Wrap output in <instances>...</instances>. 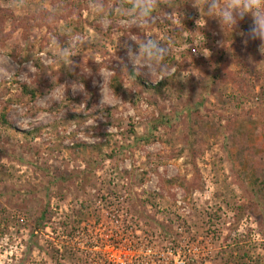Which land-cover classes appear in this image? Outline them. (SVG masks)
Wrapping results in <instances>:
<instances>
[{"label":"rangeland","instance_id":"374dc122","mask_svg":"<svg viewBox=\"0 0 264 264\" xmlns=\"http://www.w3.org/2000/svg\"><path fill=\"white\" fill-rule=\"evenodd\" d=\"M165 2L138 29L120 0H0V264H264V46ZM146 34L159 89L129 76Z\"/></svg>","mask_w":264,"mask_h":264},{"label":"clouds","instance_id":"9594fccd","mask_svg":"<svg viewBox=\"0 0 264 264\" xmlns=\"http://www.w3.org/2000/svg\"><path fill=\"white\" fill-rule=\"evenodd\" d=\"M160 4L161 0H120V6L124 7L128 13L126 19L132 21L128 26L138 29L155 20L153 13L156 12ZM165 4L170 5L167 0ZM211 8L219 10L220 23L229 27L237 26L238 21L243 20L245 15L250 13L252 23L244 35L250 40H260L261 47L264 46V0H213ZM100 9H104L103 3L100 4ZM111 15L112 9L109 8L107 17L101 14L100 20L110 18ZM71 43V40H69L70 45ZM124 48L127 61L136 74L143 72V74L150 76L154 82H158L164 79L165 76L156 75V78L153 79L154 74L171 71V68L164 63L171 54V48L151 34H146L139 41L133 40L132 43H127ZM65 53L68 55L69 60L71 56L76 54L71 52L70 49L62 48L61 55ZM105 71L115 73L110 68H106ZM100 74L104 80V72H100ZM101 92V102L105 103L103 86Z\"/></svg>","mask_w":264,"mask_h":264},{"label":"trees","instance_id":"16d2710c","mask_svg":"<svg viewBox=\"0 0 264 264\" xmlns=\"http://www.w3.org/2000/svg\"><path fill=\"white\" fill-rule=\"evenodd\" d=\"M3 18H6V15L4 13H1L0 14ZM129 76L131 77V79L133 81H135L136 83H139V84H144L150 88L154 87L156 89H159L160 87H164L167 83V81L164 79V80H161L159 82V84H156V85H152V84H149L148 82L144 81L138 74H136L133 70H130L129 72ZM19 87L18 89L16 90L15 94L13 95V101L15 102H18V103H21V101H24L27 103V105H29V102L32 101V99H34V92L32 90H30L28 88L27 85L25 84H19ZM152 86V87H151ZM11 100V101H12ZM0 123L2 125H5V124H9V121L5 118L4 114L1 115V118H0ZM217 129H218V126H217ZM216 129V126H214L212 128V130L215 132L217 131ZM259 180V179H258ZM262 183H264V180H260ZM45 218V210L44 212L40 213L38 216H37V219H36V222L35 224L33 225V230L31 231V234H30V237H33L34 235V231L36 228H40L41 227V224H42V221L44 220ZM8 221L9 220H6V222L4 223V225L6 226L8 224ZM227 261V260H226ZM224 264H228L227 262H225Z\"/></svg>","mask_w":264,"mask_h":264}]
</instances>
